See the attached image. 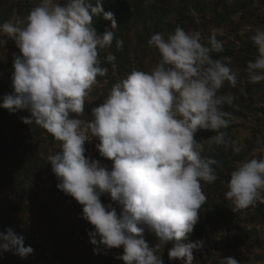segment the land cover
<instances>
[{
    "label": "clouds",
    "instance_id": "clouds-1",
    "mask_svg": "<svg viewBox=\"0 0 264 264\" xmlns=\"http://www.w3.org/2000/svg\"><path fill=\"white\" fill-rule=\"evenodd\" d=\"M101 14L112 30L98 35L91 22ZM116 27L101 0L95 6L91 0H39L26 17L0 25V33L13 39L21 53L13 61V93L3 97L0 108L27 110L30 117H22L23 123L39 126L60 142L59 151L47 160L59 180L56 187L83 206V218L94 226L91 244L123 247L117 258L124 264H163L157 253L173 242L169 259L193 264V250L203 241H183L206 204L201 182L218 179V161L202 156L205 144L241 151L222 131L230 121L220 106L231 105L235 97L218 94L225 82L236 86L238 73L229 66L230 57L212 58L213 52L223 51L215 33L210 47L201 44L199 32L180 27L167 38L153 34L148 46L160 54L155 67L133 70L91 110L90 120L81 119L97 77L108 73L99 52L112 45ZM251 39L258 54L244 71L249 82H264V28H257ZM123 43L116 40V47ZM115 59L111 53L105 57L113 70ZM200 130L215 135L198 142ZM91 137L99 141L100 156L113 162L111 170L85 156L84 144ZM226 189L234 211L264 204V157L240 162ZM104 193L118 204L119 214L101 203ZM146 228L159 240L153 247L144 239ZM0 241L2 252L21 258L33 252L11 228L0 233ZM215 264L237 260L227 257Z\"/></svg>",
    "mask_w": 264,
    "mask_h": 264
},
{
    "label": "rangeland",
    "instance_id": "rangeland-1",
    "mask_svg": "<svg viewBox=\"0 0 264 264\" xmlns=\"http://www.w3.org/2000/svg\"><path fill=\"white\" fill-rule=\"evenodd\" d=\"M154 1L145 0V5ZM186 1L188 12H185V6L177 7L175 2L171 19H178V9L185 12L181 17L191 19L186 32H199L200 42L204 46L210 47L209 37L215 33L216 39L223 44V51L212 54L220 58L230 57L229 66L238 73L236 86L225 82L218 94L235 97L231 105H221L220 111L228 113L233 124L232 128L225 131L226 139L241 148L236 153L232 148L225 150L223 146L215 145L209 148L205 144L202 156L218 159L219 165L216 169L218 179L210 184L211 198L229 211L226 221L220 222L214 229L210 242H203L201 247L193 250V264H215L227 257L236 259L237 264H264V204L258 203L254 207L234 211L231 201L225 199L226 182L239 163L253 157H264V110L258 108V103L264 100V82H249L244 71L247 62L258 54L251 37L257 28H264V0ZM60 2L64 3V0ZM25 4L33 9L39 0H8L4 6H0V25L18 17H26ZM140 29L138 25L136 30L130 32L134 48L132 71L149 72L159 62L160 54L155 47L144 45L146 40L138 36ZM95 31L101 35L100 31L103 30L95 28ZM20 54L14 40L0 33V104L5 95L13 93V61ZM129 74L123 77L108 69L105 76L97 77V83L85 98L84 115L79 118L90 120L91 110L104 102L114 85L111 84L120 82ZM22 117H30V113L27 110L10 112L0 108V122L9 135V143L25 141L32 158V162H28L29 171L24 174H20L13 166L0 170L7 179L14 180L18 175L21 179V185L0 186V233L11 228L24 237V246H30L33 252L21 258L12 251H0V264H124L117 258L123 254V247L108 249L101 244H91L89 233L95 229L83 218V206L56 187L59 180L47 157L59 151L60 142L39 126L23 123ZM209 135L215 133L209 131ZM195 139L198 142L203 140L198 134ZM98 143L97 138L91 137L84 144V154L111 170L113 162L100 156L96 148ZM207 185L204 183L201 187ZM100 200L106 206L111 204L119 214L118 204L107 193L102 194ZM260 219L263 222L258 224ZM95 238L97 241L100 239L98 235ZM144 239L150 247L159 243L155 234L147 228ZM195 242L190 238L183 241ZM172 246L173 242H168L157 253L163 264H183L182 260L169 259L168 251Z\"/></svg>",
    "mask_w": 264,
    "mask_h": 264
},
{
    "label": "trees",
    "instance_id": "trees-1",
    "mask_svg": "<svg viewBox=\"0 0 264 264\" xmlns=\"http://www.w3.org/2000/svg\"><path fill=\"white\" fill-rule=\"evenodd\" d=\"M8 0H0V6ZM93 6H95V0L91 1ZM177 7L185 6V12L187 10L186 0H155L153 3L147 6L145 5V0H101V6L104 12H112L114 19L116 21L117 27L113 29L114 39L112 45L108 48L102 49L99 52V58L101 59L102 66L107 67L109 70L115 71L122 75L123 77L127 73L132 72V57L134 48L132 47L130 32L136 30V27L140 26V31L138 32L139 38H143L144 45L148 46V40L153 34L161 33L164 34L165 38L169 34H173L177 27L182 28L187 31L188 23L191 20L190 17L182 18L181 14H185L181 9L177 10L178 19L172 20V9L173 6ZM176 7V8H177ZM24 10L28 15L31 8L28 4L24 5ZM92 27L99 28L100 34L111 29V21L103 18V14L98 16H93ZM137 34V33H136ZM116 40H123V46L121 48L116 47ZM113 54L116 59L114 61L116 68L113 70L112 64L105 60V57L109 54ZM213 59H219L220 57L212 54ZM100 77V76H98ZM115 85L112 83L111 85ZM229 119V126L222 131H227L232 128L233 124L229 116L225 117ZM201 139L206 140L210 135L209 131L200 130L197 132ZM0 122V170L1 168L8 169L9 167H14L20 174H24L29 171L28 162H32L30 158V152L27 148V143L21 140H15L9 143V135ZM207 146V145H206ZM19 149H22L20 152ZM218 161V159H215ZM219 165H215V170ZM218 172V171H217ZM21 185L20 175H18L14 180L7 179L4 177L0 171V186L3 188L9 187L11 185ZM207 184V183H205ZM204 185V182H201ZM211 185H207L205 188L202 187L203 193L206 195V204L203 205L199 211L198 222L194 225L191 235H188L187 239H193V241H203L210 242L211 235L214 229L218 226L220 222H225L226 216L228 214V209H223V207L217 204L216 199H212ZM260 211V210H259ZM263 219H260L258 224H261Z\"/></svg>",
    "mask_w": 264,
    "mask_h": 264
},
{
    "label": "built area",
    "instance_id": "built-area-1",
    "mask_svg": "<svg viewBox=\"0 0 264 264\" xmlns=\"http://www.w3.org/2000/svg\"><path fill=\"white\" fill-rule=\"evenodd\" d=\"M258 108L259 109H261V110H264V100L263 101H260L259 103H258Z\"/></svg>",
    "mask_w": 264,
    "mask_h": 264
}]
</instances>
